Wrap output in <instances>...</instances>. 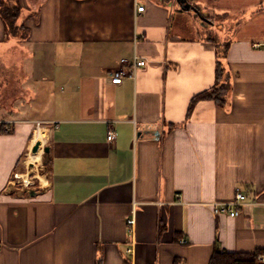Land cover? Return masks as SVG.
<instances>
[{
	"label": "crops",
	"instance_id": "obj_1",
	"mask_svg": "<svg viewBox=\"0 0 264 264\" xmlns=\"http://www.w3.org/2000/svg\"><path fill=\"white\" fill-rule=\"evenodd\" d=\"M226 1L0 0L27 30L8 35L0 16V264H209L216 249L264 250V5ZM218 59L225 104L189 112ZM38 128L47 180L31 194L13 176L27 174ZM238 188L240 213H216Z\"/></svg>",
	"mask_w": 264,
	"mask_h": 264
},
{
	"label": "trees",
	"instance_id": "obj_2",
	"mask_svg": "<svg viewBox=\"0 0 264 264\" xmlns=\"http://www.w3.org/2000/svg\"><path fill=\"white\" fill-rule=\"evenodd\" d=\"M20 13V8L17 5H8L5 2L0 6V16L2 17L6 31L8 35H18L23 33V36L27 34V30H20V27H17L16 20ZM24 31V32H23ZM226 47L223 49L224 54L226 53ZM229 81L228 75L225 71V67L221 60H217L216 63V82L215 84L197 94L192 99L190 104V111H192L196 102L200 100H213L219 105H224L226 102V95L229 91ZM2 131H6L4 126H2ZM45 162L47 158L45 157ZM258 252H230L226 250L216 249L212 255L209 264H259L257 261L259 253Z\"/></svg>",
	"mask_w": 264,
	"mask_h": 264
},
{
	"label": "built area",
	"instance_id": "obj_3",
	"mask_svg": "<svg viewBox=\"0 0 264 264\" xmlns=\"http://www.w3.org/2000/svg\"><path fill=\"white\" fill-rule=\"evenodd\" d=\"M144 6H140L138 8V11L142 12L144 11ZM127 63L126 60H123L122 64ZM146 65V60L141 59L139 57H135L134 59V63H133V67L137 68L140 66H145ZM128 74L127 70H125L123 67L115 72L114 74H111V78L112 81L114 83H121L122 79L124 76H126ZM117 137V134L114 130H110L108 132L107 135V139L108 141H115ZM27 175V178H24ZM22 174V173H15L13 176V182L18 185V186H24V187H29L33 184L32 182V178H30L29 174ZM36 177V176H35ZM247 203V195L245 194L244 190L242 188H238L236 190V194L233 200L231 201H226V202H221V203H217L215 205V212L216 213H225V214H229L230 216L234 217L237 216L240 213L241 208ZM128 223L130 225H134L135 223V219L134 217L129 218ZM133 251L132 248L128 249V252L131 254ZM258 263L259 264H264V251H262L261 253H259L258 255ZM124 264H132V261L129 258H126Z\"/></svg>",
	"mask_w": 264,
	"mask_h": 264
},
{
	"label": "rangeland",
	"instance_id": "obj_4",
	"mask_svg": "<svg viewBox=\"0 0 264 264\" xmlns=\"http://www.w3.org/2000/svg\"><path fill=\"white\" fill-rule=\"evenodd\" d=\"M225 1L226 0H224L225 5H229V3L227 1L226 2ZM249 1H252L253 2V4H251V6L253 7L254 11L257 10V9H259L261 5H264V0H249ZM208 17H209V15H208ZM214 19L212 18V21L213 22L215 21ZM212 34H214V33H212ZM47 137H48V133H47ZM40 141L42 142V146H41L40 151H39V152H41V161H40L39 164H37V166H35L34 164H31L30 166H28L29 169H28L27 174H29L30 175V178H32L31 180H32L33 184L31 186L25 187V188L38 189L41 186V184L43 186L44 183L47 180L46 179L45 160H44L45 159V156H46V152L44 151V148L46 146H48L47 138H46V140L44 142L42 140H40ZM30 155H32V153H30ZM30 155H29V157H30ZM30 169H31V171H30ZM25 178L28 179L27 175L25 176ZM40 178H41V181L42 182L40 181ZM22 187H24V186H22ZM257 261H258V259H257Z\"/></svg>",
	"mask_w": 264,
	"mask_h": 264
},
{
	"label": "bare ground",
	"instance_id": "obj_5",
	"mask_svg": "<svg viewBox=\"0 0 264 264\" xmlns=\"http://www.w3.org/2000/svg\"><path fill=\"white\" fill-rule=\"evenodd\" d=\"M36 137L38 140H42L44 142L46 140V130L43 128H38L36 131ZM40 161H41V152L37 153L36 155H30V157L28 159V162L30 164H34L35 166H37V164H39ZM30 171H31V169H30Z\"/></svg>",
	"mask_w": 264,
	"mask_h": 264
},
{
	"label": "water",
	"instance_id": "obj_6",
	"mask_svg": "<svg viewBox=\"0 0 264 264\" xmlns=\"http://www.w3.org/2000/svg\"><path fill=\"white\" fill-rule=\"evenodd\" d=\"M41 146H42V142H41L40 140H37V141L35 142V144H34L32 150H31L32 155H36V154L40 151ZM44 151H45L46 153L49 152V147L46 146V147L44 148ZM36 191H37L36 189H33V188L30 189V193H31V194H35Z\"/></svg>",
	"mask_w": 264,
	"mask_h": 264
}]
</instances>
